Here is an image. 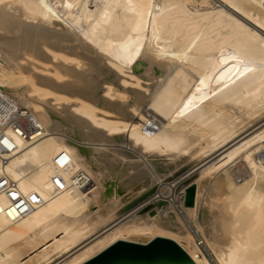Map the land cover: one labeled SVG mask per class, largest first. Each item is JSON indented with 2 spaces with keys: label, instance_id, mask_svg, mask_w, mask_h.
Wrapping results in <instances>:
<instances>
[{
  "label": "bare ground",
  "instance_id": "6f19581e",
  "mask_svg": "<svg viewBox=\"0 0 264 264\" xmlns=\"http://www.w3.org/2000/svg\"><path fill=\"white\" fill-rule=\"evenodd\" d=\"M137 65L153 91L108 99ZM0 90L38 126L3 127L0 264L155 236L211 264L190 225L216 264H264V0H0Z\"/></svg>",
  "mask_w": 264,
  "mask_h": 264
},
{
  "label": "water",
  "instance_id": "95a60500",
  "mask_svg": "<svg viewBox=\"0 0 264 264\" xmlns=\"http://www.w3.org/2000/svg\"><path fill=\"white\" fill-rule=\"evenodd\" d=\"M194 185L185 190L184 203L192 205ZM212 264L213 259L209 258ZM190 255L175 240L155 236L145 243L117 239L81 264H192Z\"/></svg>",
  "mask_w": 264,
  "mask_h": 264
},
{
  "label": "rangeland",
  "instance_id": "374dc122",
  "mask_svg": "<svg viewBox=\"0 0 264 264\" xmlns=\"http://www.w3.org/2000/svg\"><path fill=\"white\" fill-rule=\"evenodd\" d=\"M47 53H48V51H46ZM48 54H50V52L48 53ZM58 57V59L57 58H55V59H51L52 61H48V62H34L33 61V64L34 65H36V67H37V69L35 68L34 69V72H35V74H39V75H46V76H48V77H50V78H53V77H55L56 75V71H58L57 70V68H54V66L58 63V61H59V59L61 60V58H60V56H57ZM137 68H138V70L136 71V70H130V69H126V68H123V70L122 71H119V73L120 72H126L127 71V73H120L119 74V79L121 78H123L122 79V81H126V83H125V85H119V83H123V82H121V79H120V82H119V80H118V82H117V84L118 85H112V88L114 89V88H116L115 90L117 91V92H115V94H113L112 92H114V91H112L110 94H108V95H106L107 97H108V99H110L111 101H115V100H117V99H119L117 96H120V98L122 97V98H124V95H122V92H124L123 94H125V97L127 96V92L126 91H123L122 89H123V86H125L124 88H127V89H129V88H132V89H136V90H139L140 88V91L142 90L143 92H145V94L146 95H148V94H150L152 91H153V89L154 88H152L151 86H146V84H151V81H149V80H147L144 76L142 77V76H140V74H141V72H142V68H143V66L142 65H137ZM131 71V72H130ZM140 74H139V73ZM135 74V75H134ZM55 75V76H54ZM123 76V77H122ZM130 76H132V77H130ZM134 76V77H133ZM140 76V77H139ZM141 80H140V79ZM62 80H63V78H61ZM66 79V78H65ZM146 81V82H145ZM149 81V82H148ZM137 82V84H134V83H136ZM142 82V83H141ZM123 83V84H124ZM143 83H144V85H143ZM141 84V85H140ZM114 86V87H113ZM122 87V88H121ZM146 87V88H145ZM152 88V89H151ZM150 89V90H149ZM119 90H120V93L121 94H119ZM146 90V91H145ZM148 90V91H147ZM122 91V92H121ZM150 92V93H149ZM116 93H118V94H116ZM122 95V96H121ZM53 98V97H52ZM52 98H50V100L52 99ZM147 99V98H146ZM55 102V101H54ZM51 103L52 104H55V103H53V99L51 100ZM143 105V106H142ZM140 107H139V113L140 114H144V115H148L150 112H152V110L149 108L150 106H148V104L146 105V103L144 104H142ZM22 106V105H21ZM145 106V107H144ZM148 106V107H147ZM20 109V108H19ZM23 110L24 109H26V108H22ZM27 110V109H26ZM143 110V111H142ZM99 111V110H98ZM97 111V112H98ZM100 112V111H99ZM138 112V111H137ZM109 113V112H108ZM146 113V114H145ZM109 114H111V113H109ZM107 116V115H106ZM109 117L110 116H112V114L111 115H108ZM108 119V118H107ZM110 119V118H109ZM261 119V121L263 122L264 120H262V119H264V116L262 117V118H260ZM261 123V122H260ZM264 123V122H263ZM259 124V123H258ZM262 124V123H261ZM258 126V125H257ZM253 127H251L250 129H248V130H246V129H244V130H242V133H241V135L239 136V138L241 137V136H243V135H245V134H247L248 133V131L250 132V130L252 129ZM246 130V131H245ZM243 132H245V134L243 133ZM216 154V153H215ZM215 154H212V155H210V157H208L206 160H208V159H210V158H212L211 156H214ZM205 160V161H206ZM239 162V163H238ZM239 164H241L240 163V161L239 160H237V162H236V164H234V166H237V165H239ZM148 178L149 177H141L140 179H139V181H141L142 179V181H143V185L145 186L146 185V183L147 184H149L148 183ZM145 179V180H144ZM146 180H148L147 182H145ZM141 183V182H140ZM226 194H228V197L230 196V190H227L226 189ZM206 207V206H205ZM190 225V224H189ZM101 226H102V228H101ZM98 228V229H97ZM97 228H95V230H97V232L99 231V230H101V232H103L105 229H106V227H105V225H103V224H100L99 225V227L97 226ZM104 228V229H103ZM103 229V230H102ZM190 229L193 231L192 232V235H193V237H195V239H196V242H197V244H198V246L200 247V249H201V251H202V253L207 257V259L210 261V259L209 258H211V259H213V261L215 262V256H216V252H218V250H222V249H224V246L221 244V243H218L219 241H215L214 242V246H213V248H212V246H209L208 247V245L205 243V246H204V241H203V239H202V237L196 232V228L193 226V225H190ZM95 230H93L94 232H96ZM92 231V232H93ZM90 233L89 235H90V237H89V239L88 240H90V238L92 237H94L95 235L94 234H100L101 232L99 231L98 233L96 232V233ZM91 234H93L92 236H91ZM215 245H216V247H218V245H221V247H222V249L220 248V247H218V248H216L215 247ZM211 248V249H210ZM220 248V249H219ZM71 254V252H69V253H67V254H65V255H63V256H60V257H58V256H54V257H52L51 258V260L48 262V263H46V264H60V262H63L64 260H66L67 258H69V255ZM210 263H211V261H210ZM36 264H41V263H36ZM42 264H45V263H42ZM212 264V263H211ZM215 264H216V262H215Z\"/></svg>",
  "mask_w": 264,
  "mask_h": 264
},
{
  "label": "built area",
  "instance_id": "2783aa9c",
  "mask_svg": "<svg viewBox=\"0 0 264 264\" xmlns=\"http://www.w3.org/2000/svg\"><path fill=\"white\" fill-rule=\"evenodd\" d=\"M21 110H23L21 107L20 109L18 108V110H15L12 99L0 90V145L2 147H5L4 126H10L23 137H26L29 131L38 128L33 116L26 109L23 110V113ZM66 163V160L62 163L59 160H56V166L59 167H62ZM0 188L7 190L10 186H8V183H6L4 179H1ZM17 197L18 196L12 198L15 199Z\"/></svg>",
  "mask_w": 264,
  "mask_h": 264
}]
</instances>
